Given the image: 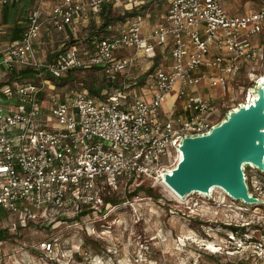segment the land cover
Segmentation results:
<instances>
[{
  "label": "built area",
  "instance_id": "1",
  "mask_svg": "<svg viewBox=\"0 0 264 264\" xmlns=\"http://www.w3.org/2000/svg\"><path fill=\"white\" fill-rule=\"evenodd\" d=\"M153 1L58 0L48 20L64 31L75 19L101 13L104 6L139 13ZM166 1L164 23L147 36L139 13L115 35L94 38L91 53L66 45L52 59L41 61L35 49L45 22L44 0H39L21 38L0 47V264H37L33 257L38 255L51 264H104L81 247H72L69 241L75 233L26 244L18 241L20 231L40 221L50 233L64 226L67 233L82 228L95 235L90 226L94 231L100 217L118 207L108 202L109 196L119 188L130 196L144 185L161 184V172L173 168L183 137L207 133L221 120L212 97L186 90L207 83L226 92L243 64L264 62V50L252 40L264 30V0H245L258 3L247 14H229L221 0ZM155 46L169 48V62L155 68L149 99L131 96L124 85L102 95L84 89L60 100L45 98L47 91L55 90L46 80L85 68H101L115 84L134 61L124 51L154 57ZM213 52L217 54L211 56ZM202 68L207 70L200 72ZM177 86L180 111L172 109L163 117V105ZM248 183L264 200V177L250 174ZM240 203L228 205L221 222L225 237L218 245L213 234H206L215 248L206 245L205 251L210 259L219 253L236 255L234 261L220 264H264V213L260 206ZM144 259L130 258L128 264H158Z\"/></svg>",
  "mask_w": 264,
  "mask_h": 264
},
{
  "label": "rangeland",
  "instance_id": "2",
  "mask_svg": "<svg viewBox=\"0 0 264 264\" xmlns=\"http://www.w3.org/2000/svg\"><path fill=\"white\" fill-rule=\"evenodd\" d=\"M222 1L226 3L228 9L235 8L234 0ZM54 2L55 0H46L45 6L47 9L45 10H47V16ZM163 2L159 6L154 4L145 10L139 11L146 19L145 24L146 21L150 25L162 21V17L165 16L168 10L167 1L163 0ZM107 9L110 14L106 18L110 20H106L102 12H90L89 17L72 27L73 35L68 39L65 37L70 35L71 32H55L51 27L52 24L47 21L38 49L41 59L46 60L54 52L63 50L66 45L76 44L84 49L86 43L93 40L95 36L100 34L102 36L106 32L115 35L119 26L124 23V21L121 22L116 18L124 17L125 13L129 11L124 7H108ZM18 18L22 23L26 22L24 17L19 16ZM131 19L130 17L127 18V20ZM105 22H109V25L106 31H103L102 27ZM63 38L68 41L64 46ZM126 56L134 59V66L129 69L119 83H111L114 88L139 76L148 78L161 62V60L158 62L156 60L152 61L144 52L130 51L126 53ZM262 64L263 67L260 70L263 71L264 62ZM256 79L249 76H239L238 73L230 78L228 90L223 93L222 99L218 102L217 113L220 118L224 117L229 109L236 107L247 99L249 88L252 87ZM93 80L99 82L97 86H103L104 89L110 88L101 72L97 70H78L74 71L70 77L66 75L61 79L54 80L50 78L46 80V84L53 83L55 85V90L53 92L47 91L45 98L47 101L51 97L59 100L67 98L74 93L82 92L86 84L93 82ZM178 158L174 157L172 159L173 168L176 166ZM246 172L249 177L250 174L258 171L247 168ZM262 175L264 177V174ZM151 187L147 191L136 193L134 196H129L124 188H119L112 196H109L121 199V201H118L117 208L106 213V217H100L102 212L97 214L100 219L95 223L94 231L90 226L91 232L95 234L93 236L84 233L82 228L73 229L72 232L70 230V233H67L64 226L58 227L50 233L49 230H45L47 227L42 224L43 222L38 221L33 225V228L27 227L21 230L18 241L26 244H37L54 234H62L61 237H64V234L66 236L75 233V237L69 241L72 247H81L84 251H88L94 261L104 264H113L117 261L128 264L130 258L145 261V256L158 264H220L234 261L236 255L227 256L224 253H219L214 259H210L208 252L205 251L206 245L212 249L215 247L206 239V234H213L218 245L219 240L225 237L226 231L223 229L221 222L228 214L227 207L228 205H241L240 201L234 202L226 197V203L223 204L222 200L225 193L221 189H216L211 198L200 194H192L178 201L164 184H154ZM125 201H129L131 204L122 206L121 203ZM196 202L202 204V207L194 206ZM259 206L260 212L264 213V204ZM249 207L253 208L254 206ZM85 219L88 220V218ZM33 260L37 264H47L49 262L41 255L36 256V259L33 257Z\"/></svg>",
  "mask_w": 264,
  "mask_h": 264
},
{
  "label": "water",
  "instance_id": "3",
  "mask_svg": "<svg viewBox=\"0 0 264 264\" xmlns=\"http://www.w3.org/2000/svg\"><path fill=\"white\" fill-rule=\"evenodd\" d=\"M174 168L160 179L181 199L214 189L246 205L264 204L250 190L246 169L264 174V75L249 88V98L229 109L209 132L184 136Z\"/></svg>",
  "mask_w": 264,
  "mask_h": 264
},
{
  "label": "crops",
  "instance_id": "4",
  "mask_svg": "<svg viewBox=\"0 0 264 264\" xmlns=\"http://www.w3.org/2000/svg\"><path fill=\"white\" fill-rule=\"evenodd\" d=\"M3 1L4 0H0V47L5 46L6 44H8L11 41H16V40H19L21 38L23 31H24V28H25V25H26V22L22 23L18 17L19 16L21 18L24 17L27 20V17L31 13V11H33L39 5V0H13V1H9L7 3H4ZM78 1H85V0H78ZM45 2H46V0H44V3H43V8H44L43 9V20L45 22H44V25L42 27L40 37L37 40L36 45H35V49L37 51V57L41 61L50 60V58L52 59L58 53V52H54L52 54V56H50L46 60L41 59V57L39 56V52H38L39 43L42 40V33L46 28L45 23L48 21L49 24H51L48 19H49V16L51 15V12H52L54 5L58 2V0H55L53 6L51 7L52 9H50V12L48 11V16H47V10H45V9H47L45 6ZM221 2L229 14H247V13L254 11L258 7L257 2L255 3V2L245 1V0H234L233 3L235 4V8L232 7L231 9H228L226 7V3L225 2L223 3L222 0H221ZM162 3H164L163 0H156V1L150 2V3H148V5H146L144 7V10L147 7L153 6L154 4L159 6ZM24 14L26 15V17ZM89 14L90 13H87L86 15L82 16L81 18L75 19V21L73 22V24L71 26H68L64 31H59V32L60 33H63L66 31L71 32L70 35H67L65 38L68 39V38H70V36L72 37V35H73V33L71 31L72 27H74L76 24H78L81 20L89 17ZM166 14H165V16L162 17V21L157 23V24L150 25L148 23V21H146V24L144 23L145 25H143V34L145 36L149 35L154 27H156L159 24L164 23ZM143 19H144V21L146 20L144 17H143ZM51 27H52L53 31L58 32V30H56L53 27V25H51ZM110 35H112V34H107L106 36H110ZM263 36H264V30L258 36L253 37L252 40L255 44H257L258 46H260L264 50V37ZM65 38H63V41H64L63 46L66 45L65 44L66 42H68V41H65ZM94 38H97V37L95 36ZM49 41L51 42V40H49ZM91 41L92 40H90L88 43H86V47L84 49H82V51H84V53L87 51L91 53L95 49V46L91 43ZM130 51H135V50H127L126 52L124 51L125 55L124 54L123 55L126 56V53H128ZM155 52H156V55L154 57H149V58H151L152 61L156 60L157 62L161 60L160 65H157V66H161V65L166 66L169 62V48H167V47L163 48V47L155 46ZM214 54H217V52H213V54L211 56H214ZM134 63L135 62L133 61L132 67L134 66ZM261 67H263V64H248V63L243 64L241 66L240 70L238 71V75L244 76V77L249 76L251 78H257L258 79L264 75V70L263 71L260 70ZM206 70H207L206 68H202V70L200 72H205ZM126 74L119 76V82L125 77ZM141 78H142V76H139L137 78L129 80V82H123L122 84L128 88L127 92L131 96L142 94L147 99H149L152 96V94L154 92V87H155L154 86V80H153V74L151 76H149L148 78H145L143 80ZM179 88L180 87L177 86L176 89L169 95L167 101L164 103L163 108H162L163 117H165L164 115H167L172 109L176 110L177 112L180 111L181 104H180V101L177 99L178 98L177 93H178ZM186 91L188 93L196 95V96H202L205 98L212 97L213 104L217 105V106H218V102L220 101V99H222L223 93H225L220 88L211 89L207 83H202L197 87L188 88Z\"/></svg>",
  "mask_w": 264,
  "mask_h": 264
},
{
  "label": "trees",
  "instance_id": "5",
  "mask_svg": "<svg viewBox=\"0 0 264 264\" xmlns=\"http://www.w3.org/2000/svg\"><path fill=\"white\" fill-rule=\"evenodd\" d=\"M108 8V6H104L103 7V10H102V13H103V16L106 18L109 14H110V12H109V10L107 9ZM138 15V12H135V11H129V12H126L125 13V16L124 17H122V18H116L117 20L119 19L121 22H125L126 20H127V18L128 17H130V18H135L136 16ZM106 20H110L109 18H106ZM109 25V22H105L104 23V25H103V27H102V30L103 31H106V28H107V26ZM107 33L108 32H106V34H104V35H102V36H106L107 35ZM101 36V34L100 35H98V36H96V37H102ZM84 71H89V70H97V71H99V72H101L102 74H103V77H104V79H106V81H107V83L110 85V88H106V89H104V87L103 86H97V84L99 83L98 81H94L93 80V82H88L87 84H86V86H85V90L86 91H88L90 94H92V95H102L105 91H107L108 93L111 91V89H112V87H114L113 85L111 86V83H112V78L110 77V76H108V75H106L105 73H104V71L101 69V68H85V69H83ZM74 71H71V72H69L68 74H67V77H70L71 75H72V73H73ZM144 77H146V76H144ZM141 78L142 80L143 79H145V78ZM113 84V83H112ZM109 87V86H108ZM257 174L259 175V176H262L263 177V175L261 174V173H259V172H257ZM149 188H152L150 185H144V186H142V187H140L138 190H136L134 193H132L130 196H134V195H136V193H138V192H144V191H147ZM108 200V199H107ZM121 201V199H115V198H112V199H109L108 200V202H111V203H114V204H116V203H118V201ZM0 239H1V235H0Z\"/></svg>",
  "mask_w": 264,
  "mask_h": 264
},
{
  "label": "bare ground",
  "instance_id": "6",
  "mask_svg": "<svg viewBox=\"0 0 264 264\" xmlns=\"http://www.w3.org/2000/svg\"><path fill=\"white\" fill-rule=\"evenodd\" d=\"M179 159H180V157H179ZM178 159V160H179ZM161 184L163 185L164 183H163V181H161ZM164 186L165 187H167L168 188V190H169V192L171 193V195L176 199V200H178V201H181V200H183V199H181L178 195H176L166 184H164ZM216 189H214L213 190V192L215 191ZM197 194H200V193H197ZM201 195V194H200Z\"/></svg>",
  "mask_w": 264,
  "mask_h": 264
}]
</instances>
